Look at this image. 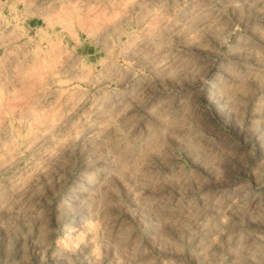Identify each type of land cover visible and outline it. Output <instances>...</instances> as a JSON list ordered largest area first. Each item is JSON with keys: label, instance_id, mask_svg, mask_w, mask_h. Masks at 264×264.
<instances>
[{"label": "rangeland", "instance_id": "1", "mask_svg": "<svg viewBox=\"0 0 264 264\" xmlns=\"http://www.w3.org/2000/svg\"><path fill=\"white\" fill-rule=\"evenodd\" d=\"M0 264H264V0H0Z\"/></svg>", "mask_w": 264, "mask_h": 264}]
</instances>
